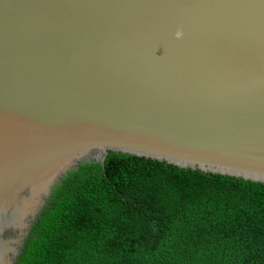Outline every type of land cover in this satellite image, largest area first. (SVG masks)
Returning a JSON list of instances; mask_svg holds the SVG:
<instances>
[{"label": "water", "instance_id": "obj_1", "mask_svg": "<svg viewBox=\"0 0 264 264\" xmlns=\"http://www.w3.org/2000/svg\"><path fill=\"white\" fill-rule=\"evenodd\" d=\"M109 153L264 184V0H0V264Z\"/></svg>", "mask_w": 264, "mask_h": 264}, {"label": "trees", "instance_id": "obj_2", "mask_svg": "<svg viewBox=\"0 0 264 264\" xmlns=\"http://www.w3.org/2000/svg\"><path fill=\"white\" fill-rule=\"evenodd\" d=\"M15 264H264V184L109 153L53 188Z\"/></svg>", "mask_w": 264, "mask_h": 264}, {"label": "clouds", "instance_id": "obj_3", "mask_svg": "<svg viewBox=\"0 0 264 264\" xmlns=\"http://www.w3.org/2000/svg\"><path fill=\"white\" fill-rule=\"evenodd\" d=\"M180 34L179 33H177V36H179Z\"/></svg>", "mask_w": 264, "mask_h": 264}]
</instances>
